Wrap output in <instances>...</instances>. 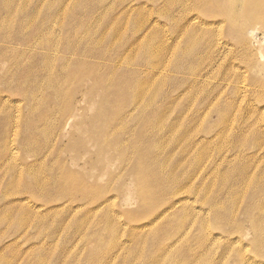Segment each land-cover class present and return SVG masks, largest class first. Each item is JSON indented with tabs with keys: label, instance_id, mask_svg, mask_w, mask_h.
I'll list each match as a JSON object with an SVG mask.
<instances>
[{
	"label": "rangeland",
	"instance_id": "rangeland-1",
	"mask_svg": "<svg viewBox=\"0 0 264 264\" xmlns=\"http://www.w3.org/2000/svg\"><path fill=\"white\" fill-rule=\"evenodd\" d=\"M180 2L0 0V264H264V26Z\"/></svg>",
	"mask_w": 264,
	"mask_h": 264
},
{
	"label": "bare ground",
	"instance_id": "bare-ground-1",
	"mask_svg": "<svg viewBox=\"0 0 264 264\" xmlns=\"http://www.w3.org/2000/svg\"><path fill=\"white\" fill-rule=\"evenodd\" d=\"M169 0H166V2ZM198 2V3H197ZM197 4H195V6L193 5H188L187 3H183L180 2L182 8H183V12H186L185 16L190 15V19L192 23H195L196 20H204L205 18L208 17H212V15L214 16V20H219V18H222L225 22H228V24L230 25V27L233 28H238L241 29L240 32H245V29H248L249 27H251L253 24L256 23L257 26L260 25V23L262 24V26H264V0H220V1H216V0H197ZM193 4V3H192ZM243 6L244 9V15L242 16V19L240 20L239 17L235 16V7L237 6ZM179 10V9H178ZM183 14V13H182ZM188 14V15H187ZM177 16V15H176ZM181 18V17H180ZM186 18V17H185ZM183 20V17H182ZM186 20V19H185ZM189 21V20H188ZM194 21V22H193ZM259 22V25H258ZM256 26V27H257ZM254 28V26H253ZM251 29V28H249ZM255 30V29H254ZM249 33L250 30H248ZM254 33V32H253ZM256 33V30H255ZM254 33V34H255ZM247 35H249L248 33H246ZM252 34V33H251ZM250 34V35H251ZM252 34V35H254ZM239 169V167H238ZM245 170V169H244ZM242 171V170H241ZM244 172V171H243ZM247 172V171H246ZM245 172V173H246ZM242 174V172L240 173ZM247 175V174H246ZM244 177V176H243ZM246 177V176H245ZM248 179L249 176L247 175ZM141 178V177H140ZM263 178V177H262ZM240 179V178H239ZM243 179V178H242ZM246 179V178H244ZM144 180V179H143ZM147 180V178H146ZM145 181V180H144ZM148 181V180H147ZM146 181V183H147ZM243 181V180H242ZM248 181V180H247ZM140 182V181H139ZM241 182V181H239ZM145 184V183H144ZM140 185V184H138ZM137 185V186H138ZM239 185V183H238ZM263 186V184L261 185V187ZM263 188V187H262ZM141 189V188H140ZM140 189H137L138 191ZM264 189V188H263ZM151 190V189H150ZM260 190V189H259ZM253 191V190H251ZM256 191V190H255ZM261 191V190H260ZM264 191V190H263ZM151 192V191H150ZM257 192V191H256ZM138 193H141L140 191ZM145 193H148L147 191H145ZM149 194V193H148ZM254 194V192H253ZM261 194V193H260ZM263 194V192H262ZM142 195V194H141ZM139 195V197L141 196ZM152 195V194H151ZM251 195V193H250ZM255 195V194H254ZM251 195V196H254ZM264 195V194H263ZM145 196V195H144ZM148 196V195H147ZM150 196V194H149ZM263 197V196H262ZM261 197V198H262ZM143 197L141 196L140 199H142ZM150 197H148V201ZM264 199V198H263ZM261 202V200H260ZM253 212V210H252ZM252 212L250 214H252ZM255 213V212H254ZM253 213L254 217L255 214ZM258 213V212H257ZM249 214V212H248ZM249 214V215H250ZM264 215V214H263ZM246 217V214H245ZM250 224V223H249ZM253 223H251L250 225H252ZM255 224V223H254ZM238 225V224H237ZM256 226V224H255ZM260 227V226H258ZM239 228V227H238ZM256 229V228H255ZM254 229V230H255ZM261 229V228H260ZM242 229L240 230L241 233ZM255 232V231H254ZM262 232V231H261ZM256 236V235H255ZM264 237V236H263ZM256 238V237H255ZM261 238V237H260ZM258 239V237H257ZM261 240V239H259ZM257 241V240H255ZM261 242V241H260ZM257 243V242H256ZM261 244V243H260ZM257 245V244H256ZM261 247V246H260ZM259 248V246L257 247V249ZM260 249V248H259Z\"/></svg>",
	"mask_w": 264,
	"mask_h": 264
}]
</instances>
